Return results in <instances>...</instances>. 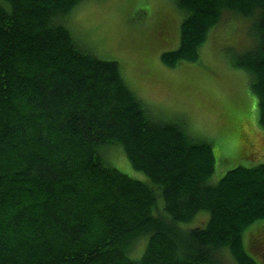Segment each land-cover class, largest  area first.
Wrapping results in <instances>:
<instances>
[{"label":"trees","instance_id":"1","mask_svg":"<svg viewBox=\"0 0 264 264\" xmlns=\"http://www.w3.org/2000/svg\"><path fill=\"white\" fill-rule=\"evenodd\" d=\"M81 1L0 0V264H225V250L262 264L264 225L247 248L243 233L264 220V163L212 182V142L152 116L116 61L73 39L64 20ZM175 2L183 19L178 47L160 56L168 67L197 62L207 36L244 19L226 29L253 38L229 62L248 73L264 132V0ZM232 120L239 158L254 161L253 125ZM109 150L146 179L111 167ZM200 212L205 226L180 227Z\"/></svg>","mask_w":264,"mask_h":264},{"label":"rangeland","instance_id":"2","mask_svg":"<svg viewBox=\"0 0 264 264\" xmlns=\"http://www.w3.org/2000/svg\"><path fill=\"white\" fill-rule=\"evenodd\" d=\"M149 1L83 0L68 13L65 25L80 47L97 58L119 64L124 81L152 116L180 120L191 135L212 142L215 157L212 182H217L232 167L264 163V132L256 123L257 96L249 88L248 73L229 62L230 56L235 55L234 44L244 42V38L245 43L251 42L253 38L246 28H241L237 33L233 31L234 34H229L226 29H233L237 21L244 22V19L230 18L227 26L223 25V29L219 27L221 31L216 40L211 35L207 36L199 47L197 62H181L168 67L162 63L160 56L178 47L180 31L171 30L167 35L161 34L151 14L143 23L146 30H139L141 12L149 10ZM162 3L164 14L175 16L177 12L181 15L171 0H162ZM211 43L221 45L218 48ZM233 118L241 119L247 127L253 125L255 133H251V138L255 144L251 150L246 146H242V149H249L247 153L252 155L254 161L239 158L240 142L235 136ZM109 155L112 158L109 161L111 167L131 178L146 179L142 172L132 168L121 151L109 150L108 158ZM208 217L207 212H200L192 221L180 224V227H203ZM263 225L264 220H261L244 231L245 248L248 246V236L255 235L256 240ZM247 252L256 257L248 249ZM260 256L264 264V253ZM223 259L225 264H235L227 250L223 252Z\"/></svg>","mask_w":264,"mask_h":264},{"label":"crops","instance_id":"3","mask_svg":"<svg viewBox=\"0 0 264 264\" xmlns=\"http://www.w3.org/2000/svg\"><path fill=\"white\" fill-rule=\"evenodd\" d=\"M171 2L173 5H176L178 10H180L175 0H171ZM149 4H150L149 10L141 12V19L139 22L141 27H139V30H143V31L146 30L143 23L148 19V14H151V18H153L156 21L159 28V32L161 34L167 35V33L171 30L176 32L180 31V23L183 19V13L181 10H180L181 15H178L176 12L175 16H173L171 15V13L164 14V10H163L164 4L162 3V0H153V1L150 0ZM157 7L158 9L155 10ZM148 33L154 34L153 32H148Z\"/></svg>","mask_w":264,"mask_h":264}]
</instances>
